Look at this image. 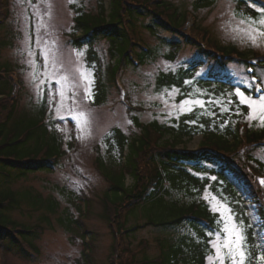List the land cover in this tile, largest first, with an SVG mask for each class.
<instances>
[{
    "label": "trees",
    "instance_id": "16d2710c",
    "mask_svg": "<svg viewBox=\"0 0 264 264\" xmlns=\"http://www.w3.org/2000/svg\"><path fill=\"white\" fill-rule=\"evenodd\" d=\"M213 3L214 0H211L207 6ZM247 4L262 9L260 0H239V10ZM1 6H5L4 0H0V25L4 23ZM196 6L201 8V5ZM98 8L99 11L92 14L74 7L77 15L70 39L77 49L88 47L87 67H97L94 104L106 102L109 87L116 85L117 75L125 69V64L140 65L142 60L159 57V48H144V40L137 35V23L141 19L149 20L143 27L152 34L164 30L178 35L186 45L197 48L209 62L221 69L232 63L252 66V60L264 67V55L254 53L249 56L236 47H217L205 33H200L198 26L187 34L184 31L186 13L166 0H110L109 7L105 0H99ZM103 40L109 43L111 59L119 56L116 63H109L106 71L101 68L100 56L95 50L96 44ZM168 45L171 49L165 58L173 61L180 45L176 41ZM204 62L205 59L193 61L176 71L161 72L156 84L158 90L179 89V100L190 94L209 100L208 109L196 108L172 120L171 126L156 121L143 124L135 117L140 135L129 137L120 128H114L105 138L106 157H100L96 167L110 184L103 216L114 234L111 264H207V257L213 254L209 241L214 235L209 233L215 234L222 227L220 214L214 212L202 198L208 186L228 203L236 219L243 222L249 264H264V250L260 243L264 239V191L258 178L264 176V163L255 158L258 151H264V126L248 127L242 122L249 108L240 105L235 94L236 85L230 77L222 75V72H211L206 77L196 76ZM244 89L247 95L254 94V88ZM19 102L12 72L2 68L0 176L10 182L35 172L54 171L65 154L64 138L57 129L58 121L47 118V100L40 104L38 117L33 120L28 119L27 113L21 112ZM225 105L226 109L223 108ZM235 119L236 123L233 122ZM241 125H245L243 130ZM200 134L203 144L199 151L178 149L185 138L192 139ZM167 135L170 138L164 139ZM186 162L196 165L190 169ZM227 173L244 183L250 191L251 202L257 205L261 218V237L247 214V201L232 182L226 180ZM210 176L215 179L211 181ZM128 178L132 180L130 185H127ZM176 193L180 196H175ZM22 196L30 199L29 193L22 195L10 186L0 190V246L5 251L14 244L31 248L32 256L36 257L39 249L35 241L43 233L42 226H30L12 217V213L21 208ZM154 205L162 206L160 217L158 220L150 219L145 225H153L165 233L161 255L137 260L133 243L128 240L129 234H135L139 225L128 227V216L137 209H147V206L152 210ZM42 206L48 214L45 221L50 220V215L58 213L59 206L53 197L42 199ZM123 211L127 212V219L115 228V221ZM65 214L66 217H59L58 222L71 232L72 224L77 220Z\"/></svg>",
    "mask_w": 264,
    "mask_h": 264
},
{
    "label": "rangeland",
    "instance_id": "374dc122",
    "mask_svg": "<svg viewBox=\"0 0 264 264\" xmlns=\"http://www.w3.org/2000/svg\"><path fill=\"white\" fill-rule=\"evenodd\" d=\"M166 1L175 5L180 12L193 13L198 20L200 32L205 33L217 47H236L249 56L254 53L264 55V37H258L254 45L243 31L249 28V24L241 23L242 20L259 21L264 18V10L259 7L247 4L239 10V0H214L211 6H207L211 0ZM4 3L5 6H1L4 23L0 25V70L6 68L17 76L21 86L19 109L27 113L28 119L37 118L40 104L44 99L47 100V118L58 121L57 129L64 138L65 154L52 172H35L11 182L0 176V190L10 186L22 195L30 194V199L21 197V208L15 210L12 217L30 226L39 224L43 228L42 235L35 241L39 249L38 256H32L31 248L25 249L16 244L7 251L0 246L1 264H111L114 234L103 216L110 184L96 167V161L106 157L105 138L114 128H120L129 137L140 135L141 130L135 124V117L143 124L156 121L171 126L172 120L196 108L210 107L209 100L192 97L193 94L179 100L180 91L177 88L158 90V75L205 59L197 71V77L222 72L236 85L235 94L239 89L246 97L258 100L264 93L256 97L246 94L244 88L253 89L254 85L246 74L245 64L232 63L221 69L209 62L197 48L186 45L178 35L164 30L152 34L143 27L149 20L141 19L137 23V35L149 47H158L159 57L142 60L141 66L137 67L125 64L126 71L120 74L121 86L109 87L106 102L94 104L97 67H87L88 47L77 49L70 43V39L77 15L76 8L96 14L99 11V0H4ZM105 4L109 7L110 0H105ZM196 5H201V8ZM252 28L264 30V26L258 23L253 24ZM171 41L180 45L173 61L165 58L171 49L168 45ZM95 50L100 56L103 71H106L109 63L114 64L119 60L118 55L111 59L109 43L105 40L96 44ZM82 73L87 75L86 79ZM258 75L264 84V69H258ZM185 100H199L201 104H192L191 111H188L187 106L181 109ZM240 105L247 106L241 102ZM223 108L226 109V105ZM248 116L249 113L242 121L248 127L261 126L258 119L250 120ZM233 122L236 123V119ZM168 138L169 135L164 139ZM202 144L203 136L200 134L192 139L185 138L178 149L197 151ZM255 158L264 163V151H258ZM186 165L191 169L196 163L186 162ZM225 178L244 196L247 214L257 235L261 237V218L257 205L251 202L247 186L236 180L231 173H227ZM214 179V176H210L211 181ZM131 183L132 180L128 178L127 185ZM175 196L180 195L176 193ZM206 196L225 201L210 186L202 196L209 207L221 216L220 211L214 210L215 201L206 200ZM50 197L57 201L59 210L56 215L49 216V221H45L47 213L45 206H42V199ZM147 207L137 209L128 216V227L139 225L136 233H130L128 238L133 243L132 249L137 260L160 257L161 242L166 237L155 226L145 225L150 219L158 220L162 206L154 205L152 210ZM65 213L74 221L77 220L73 222L71 232L58 222L59 217H66ZM125 221L122 215L118 217L115 228L119 222ZM260 243L264 250L263 238ZM206 263L210 264L208 257Z\"/></svg>",
    "mask_w": 264,
    "mask_h": 264
},
{
    "label": "snow or ice",
    "instance_id": "6c2138e0",
    "mask_svg": "<svg viewBox=\"0 0 264 264\" xmlns=\"http://www.w3.org/2000/svg\"><path fill=\"white\" fill-rule=\"evenodd\" d=\"M241 23L249 24V28L243 31H245L248 39L254 45L258 37H264V30L252 28V25L257 23L264 26V18H261L259 21L242 20ZM82 76L85 79L87 78L85 73H82ZM236 95L240 98V102L246 104L250 109L248 119H258L261 125L264 126V96L258 100H254L251 97H246L239 89L236 90ZM192 104H201V102L199 100H185L181 105V109L187 106L186 110L191 111ZM261 184H264V180L261 181ZM204 198L215 201L216 207L214 210L221 212L222 227L218 228L215 234L209 233L210 236H215V239L209 241L214 253V255L208 256L210 264H249V253L246 244L247 237L242 226L243 222L236 219L232 209L226 202L217 201L215 197L210 198L206 196Z\"/></svg>",
    "mask_w": 264,
    "mask_h": 264
}]
</instances>
